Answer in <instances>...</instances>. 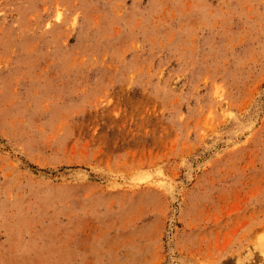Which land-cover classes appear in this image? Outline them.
<instances>
[{"label":"rangeland","instance_id":"obj_1","mask_svg":"<svg viewBox=\"0 0 264 264\" xmlns=\"http://www.w3.org/2000/svg\"><path fill=\"white\" fill-rule=\"evenodd\" d=\"M264 0H0V264H264Z\"/></svg>","mask_w":264,"mask_h":264},{"label":"bare ground","instance_id":"obj_2","mask_svg":"<svg viewBox=\"0 0 264 264\" xmlns=\"http://www.w3.org/2000/svg\"><path fill=\"white\" fill-rule=\"evenodd\" d=\"M260 252H262V254H264V242L261 244V247H260Z\"/></svg>","mask_w":264,"mask_h":264}]
</instances>
